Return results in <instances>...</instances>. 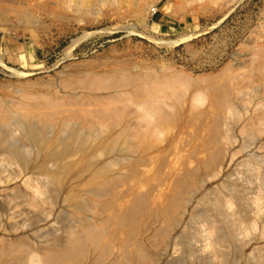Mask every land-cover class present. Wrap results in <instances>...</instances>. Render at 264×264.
<instances>
[{
	"label": "rangeland",
	"instance_id": "1",
	"mask_svg": "<svg viewBox=\"0 0 264 264\" xmlns=\"http://www.w3.org/2000/svg\"><path fill=\"white\" fill-rule=\"evenodd\" d=\"M78 1L0 0V121L7 111L42 119L0 123L2 138L35 161L22 169L0 141V264H264V133L242 132L264 109V92L254 90L264 77V0H100L89 13ZM141 83L157 87L150 105L138 97ZM61 120L97 125L103 139L136 133L129 152L119 141L97 157L115 166L94 200L73 176L55 189L39 172L55 167L25 127L52 125L56 138ZM200 179L170 234L189 184ZM225 183L240 195L221 190ZM72 187L81 213L65 197ZM215 193L224 199L220 213L240 219L232 235L217 229Z\"/></svg>",
	"mask_w": 264,
	"mask_h": 264
},
{
	"label": "bare ground",
	"instance_id": "2",
	"mask_svg": "<svg viewBox=\"0 0 264 264\" xmlns=\"http://www.w3.org/2000/svg\"><path fill=\"white\" fill-rule=\"evenodd\" d=\"M98 1H100V0H80V1H78V3L79 4H83V6L85 7V8H83V10L85 9L87 12H85V13H89V11L91 12V10H92V7H93V5L94 4H99V2ZM75 2V1H74ZM107 2V1H106ZM109 2V1H108ZM107 2V3H108ZM113 3V2H112ZM129 3H131V4H133V5H140L141 3H140V0H129ZM78 4V5H79ZM82 6V5H81ZM145 8H146V6H144ZM84 10V11H85ZM143 10V9H142ZM86 75V74H85ZM95 75V74H94ZM98 75V74H97ZM84 76V75H83ZM100 77V76H99ZM96 79V78H95ZM80 81V80H79ZM88 81V80H87ZM142 82V81H141ZM148 82V81H147ZM145 84H146V82H144ZM149 85H150V83H149ZM152 85V84H151ZM139 86V85H138ZM157 86V85H156ZM241 87V86H240ZM257 87V86H256ZM258 87L260 88V87H262V89H254L255 90V95H256V93H259V92H261V90H262V92H264V77L262 78V80H261V83L258 85ZM138 92L141 90L142 91V95H139V93H138V97L140 98V100H141V102L142 101H144V103H147V104H151V103H153V102H155V101H153L154 100V98H155V96H156V94H155V96H154V92L157 90V87H154V86H145V85H143L142 83H141V85L138 87ZM252 89V88H251ZM248 90V89H247ZM245 91V90H244ZM116 93V92H115ZM251 93V92H250ZM253 93V92H252ZM117 94V93H116ZM198 94V93H197ZM117 95H119V94H117ZM245 95V94H244ZM241 96H243L242 95V92H239L237 95H236V98L237 99H239ZM115 97V96H114ZM122 97V96H121ZM120 97V98H121ZM251 97V96H250ZM117 99V98H116ZM119 99V98H118ZM242 99V98H241ZM263 99V98H262ZM236 100V99H235ZM240 100V99H239ZM238 100V101H239ZM116 101V100H115ZM257 101V100H256ZM140 102V101H139ZM236 102V101H235ZM144 103H142V104H144ZM240 103V102H239ZM234 105V104H233ZM239 105V104H238ZM148 106V105H147ZM240 106V105H239ZM181 107V106H180ZM241 107V106H240ZM237 108V107H236ZM245 107H243V108H241V109H244ZM247 108V107H246ZM181 109V108H180ZM237 110V109H236ZM247 110V109H246ZM19 112V111H18ZM190 112V111H189ZM226 112L229 114V115H231L232 116V109H231V107L230 106H228V108H226ZM7 113H8V118L9 117H11V118H13V117H15L16 119H17V117L19 118H21V119H23V120H35V121H42V119L41 120H36L35 118H33V117H27V116H22L21 114H20V112L19 113H17V112H15V111H7ZM237 113H238V110H237ZM244 113V112H243ZM178 114V113H177ZM239 115V114H238ZM244 115H245V113H244ZM164 116V119H165V115H163ZM230 116V117H231ZM4 117V116H3ZM6 117V116H5ZM36 117V116H35ZM224 117V116H223ZM226 117H227V114H226ZM7 118V117H6ZM6 118H3L1 121H0V123H1V125L2 126H6V124H7V122L9 123H11L12 124V122L8 119L7 121H6ZM229 118V117H228ZM228 118H227V121H228ZM163 119V118H162ZM224 119H226V118H224ZM230 119V118H229ZM231 120H232V118H231ZM230 120V121H231ZM235 120V119H234ZM240 119H238V121H239ZM248 120V119H247ZM17 121H19V120H17ZM35 121H34V123H35ZM229 121V122H230ZM233 121V120H232ZM236 121V120H235ZM234 121V122H235ZM264 122V109H262V110H260L259 111V113H258V115L256 116V117H254V118H252L251 120L249 119V121H248V123L247 124H245V126L243 127V129H242V132L245 134V133H247V134H249V136H250V133H264V129H259V127H258V124H260V122ZM13 122H15L16 123V121H13ZM241 122V121H240ZM9 123V124H10ZM27 123V122H26ZM29 123V125H27L25 128V136H26V138L31 142V143H33L37 148H38V150L43 154V157H44V159L45 160H49V161H51V163H53L54 164V167L55 168H52L50 165H52V164H50L49 166H50V168H46L45 166H43V164H41V165H39L40 167H38V169H39V172H41L47 179H48V182L50 183V185L53 187V188H55V189H64L63 187L65 186V184H66V182H67V179H68V176H73V180L74 181H80V183H81V185L85 188V189H87L88 191H87V194H89L90 195V197L94 200V198H98V196H100L99 195V193L101 192H103V190H104V187H105V185L107 184V180H109V179H107L108 178V176H109V174L111 173V171H112V167H113V165L115 166V163H114V161H106L105 163H101V164H98L97 163V157L101 154V155H105V156H107L108 154H110V152L114 149H116L117 147H116V145H119V144H117L119 141H121V143L123 144V149H125V151L126 152H129V150L131 149V141H132V139L134 138V136L136 135V133H133V132H131L130 130H128V129H123V130H121L117 135H114V136H116V137H108V136H106V134H105V132L104 131H102V132H104V134H105V136L106 137H108V138H106V139H103L104 138V136L103 137H101L102 135H101V130H99V129H97L96 127H97V125H96V127H90V128H88V129H85L84 130V128L83 129H80V128H73L71 125H73V124H70V122L68 123V122H64L63 120H61V123L63 124L62 125V127H61V136H58V137H56V138H51V136H52V134L50 135L49 134V132L51 131L50 130V128H51V126L52 125H50V128H49V126H44L43 124H42V126L41 127H39L38 126V128H35L34 127V124H32L33 122L32 121H29L28 122ZM31 123V124H30ZM42 123V122H41ZM44 123V122H43ZM227 122L225 121L224 123H223V125L222 126H225L226 127V124ZM233 123V122H232ZM11 124H10V126H11ZM17 124V123H16ZM22 124V123H21ZM76 124V123H75ZM74 124V125H75ZM222 124V123H221ZM234 124V123H233ZM240 124V123H239ZM0 125V127L2 128V126ZM91 125V124H90ZM230 126H231V124H229ZM15 126V125H14ZM17 126V125H16ZM18 126H20V125H18ZM17 126V127H18ZM57 126V125H56ZM55 126V127H56ZM79 126V125H78ZM87 126V125H86ZM236 126H238V125H236ZM235 126V127H236ZM11 127H13V126H11ZM22 127V126H21ZM233 127V126H232ZM241 127V126H240ZM10 128V127H9ZM53 128V127H52ZM51 128V129H52ZM102 128V127H101ZM123 128V127H122ZM126 128V127H125ZM3 129V128H2ZM20 129V128H19ZM22 129H24L23 127H22ZM104 129V128H103ZM107 129V128H106ZM131 129V128H130ZM232 129H234V128H232ZM231 129V130H232ZM48 130H50V131H48ZM16 131V130H15ZM111 131H112V129H111ZM241 131V130H240ZM3 132V131H2ZM52 133L54 132V130H52L51 131ZM8 133H10V132H8ZM7 133V134H8ZM109 133H111V132H109ZM224 133H225V131H224ZM15 134V133H14ZM13 134V135H14ZM59 134H60V132H59ZM113 134V133H112ZM1 135V137H0V141H1V145L3 146V148H4V151L6 150L7 152H9V153H11V154H13L15 157H17V160H18V163H19V165H20V167L22 168V169H24V170H27V168L30 166V165H33V164H35L34 162H31V160H29L27 157H28V155H26L25 153H24V155H21V154H19L20 152L19 151H17L16 152V150H14L15 148H13L9 143H8V141H5L6 140V138H5V140L2 138V134H0ZM10 135V134H9ZM56 135V134H55ZM108 135V134H107ZM17 136H19V135H17ZM23 136V135H22ZM53 136H54V134H53ZM111 136V135H110ZM252 136V135H251ZM4 137H5V135H4ZM9 137V136H8ZM11 137V139L13 138L12 136H10ZM10 137H9V139H10ZM21 137V136H20ZM228 137V136H227ZM242 137H244V136H242ZM262 137V136H261ZM10 139V140H11ZM21 139V138H20ZM19 139V140H20ZM26 139V140H27ZM26 140L24 141V139H23V141L24 142H26ZM27 140V141H28ZM247 140V139H246ZM253 140V139H252ZM21 141H22V139H21ZM227 141H228V138H227ZM248 141V140H247ZM250 141V140H249ZM10 142V141H9ZM13 143V142H12ZM18 143V142H17ZM29 144V143H28ZM143 145V144H142ZM142 145H140V147L142 146ZM228 145V144H227ZM29 147H31L30 146V144L28 145ZM116 147V148H115ZM144 149H147V147H148V145H147V143L145 144L144 143V145L142 146ZM2 148V149H3ZM121 149H122V146L120 147ZM142 148V149H143ZM22 149V148H21ZM32 149H34V146L32 147ZM119 149V148H118ZM20 150V149H19ZM90 150V151H89ZM116 151V150H115ZM115 151H113V152H115ZM118 151V150H117ZM225 152H227V151H225ZM37 153V152H36ZM5 154H7V153H5ZM39 154V153H38ZM38 154H35V157L37 158V156L36 155H38ZM113 154V153H112ZM111 154V155H112ZM130 154V153H129ZM226 154V153H225ZM26 155V156H25ZM29 155H32V154H29ZM121 155V154H120ZM227 155V154H226ZM7 156L9 157V156H11V155H9V154H7ZM114 156V155H113ZM30 157V156H29ZM100 157H102V156H99V158ZM224 157V156H223ZM227 157V156H226ZM231 157V156H230ZM11 158V157H10ZM110 158V157H109ZM117 158V157H116ZM125 158V157H124ZM123 157H122V159H124ZM225 158V157H224ZM12 159H13V157H12ZM99 160V159H98ZM110 160V159H109ZM112 160V159H111ZM115 160V159H114ZM125 160H126V158H125ZM233 160H234V158H233ZM43 161V160H42ZM115 161H118V159H116ZM120 161H122L121 160V158H120ZM223 161H224V159H223ZM99 162V161H98ZM232 162H234V161H232ZM16 163V162H15ZM49 163V162H48ZM39 164V163H38ZM18 166V165H17ZM16 166V167H17ZM222 167V166H221ZM36 168H37V166H36ZM36 170V169H35ZM28 171V170H27ZM31 171V170H30ZM29 171V172H30ZM32 171H33V169H32ZM220 171V170H219ZM26 172V171H25ZM222 172V171H221ZM18 175V174H17ZM39 175V174H38ZM264 175V174H263ZM42 176V175H41ZM40 176V177H41ZM212 176V178H213V175H211ZM219 176V175H218ZM216 177V176H215ZM229 177V176H228ZM43 178V177H42ZM220 178V177H219ZM227 178V177H226ZM214 179V178H213ZM223 180H224V178H222ZM203 180V179H202ZM226 180V179H225ZM229 180V179H228ZM230 180H231V178H230ZM237 180V179H236ZM221 181V180H220ZM235 181V180H234ZM233 181V182H234ZM260 181V180H259ZM41 182V181H40ZM205 182V181H204ZM263 182V181H262ZM49 183H48V185H49ZM206 183V182H205ZM204 183V184H205ZM224 183V182H223ZM221 184V183H220ZM235 184V183H234ZM244 184V183H243ZM264 184V182L262 183V185ZM45 185H46V183H45ZM190 186H188V188H187V192H185V195H183V196H185V197H183V203H181V204H183L182 205V210H181V212L180 213H178V216L176 217V219L174 220V221H172L171 223H170V227H169V230L168 231H170V234H171V232H172V230L175 228V227H177L178 228V225H179V223H180V221H181V219H182V217H183V215H184V213H185V209H187L186 207L189 205V203L192 201V199L195 197V195L202 189V186H203V182L201 181V179L200 180H196L195 182L193 181L192 183H190L189 184ZM74 186V185H73ZM264 186V185H263ZM47 187V186H46ZM236 187V186H235ZM239 187V186H238ZM245 187V186H244ZM220 188V187H219ZM241 188V187H240ZM239 188V189H240ZM49 189V188H48ZM47 189V190H48ZM54 189V190H55ZM74 188L72 187V188H69L68 189V191L66 192V194H65V197H66V199L67 200H69V201H71L72 203H73V209L76 211V212H79V213H81V212H83L84 210H86V209H84V205L82 204V203H80V202H76V201H74V199H76V197H77V191H74L73 190ZM217 189V188H216ZM222 189H225L226 191L228 190L229 192H231V193H233V194H236V196H238V195H240V191L238 190V189H236V188H234V187H232V184H226L225 183V185L223 184V185H221V190ZM247 189V188H246ZM248 189H249V187H248ZM245 190V189H244ZM244 190H243V192H244ZM62 191V190H61ZM60 191V192H61ZM213 191V190H212ZM217 191V190H216ZM227 191V193L229 194V192ZM242 191V190H241ZM59 192V193H60ZM86 192V191H85ZM205 192H206V190H205ZM204 192V193H205ZM209 192V191H208ZM218 192V191H217ZM250 192V191H249ZM34 193V192H33ZM211 193V191L209 192V194ZM242 193V192H241ZM246 193V192H245ZM14 194V193H13ZM208 194V193H207ZM219 195H217L216 193H215V199H214V201L210 204L211 205V207L214 209V211H216L217 213H218V215L220 214V220H219V222H220V225H221V227H219V228H217L219 231H221V228L223 227L225 230H226V232H229V234L230 235H232V232H233V230L235 229V228H239V223H240V219H239V217H237V216H234V218H232L231 216H229V215H226L225 213H220V211H221V207L223 206V201L222 200H224L223 199V196L221 195V193H218ZM223 194V193H222ZM247 194H248V192H247ZM37 196H39V195H37ZM55 196V195H54ZM57 196V195H56ZM203 196V195H202ZM212 196V195H211ZM226 196V195H225ZM59 197V196H58ZM198 197V196H197ZM201 197V196H200ZM213 197V196H212ZM233 197V196H232ZM63 198H64V196H63ZM90 198V199H91ZM205 198H206V196L204 195L200 200H201V202L203 201H205ZM17 199V198H16ZM92 199H91V201H92ZM182 199V198H181ZM247 199V198H246ZM208 200V199H207ZM210 200V199H209ZM208 200V201H209ZM64 201H66V200H64ZM96 201V200H95ZM207 201V202H208ZM210 201H212V200H210ZM197 202H198V199H197ZM95 203V202H94ZM195 203V202H194ZM225 203V202H224ZM247 203V202H246ZM255 203V202H254ZM199 204V203H198ZM250 205V204H249ZM253 205V204H252ZM198 206V205H197ZM196 207V206H195ZM197 208V207H196ZM193 209V208H192ZM235 209V208H234ZM243 209V208H242ZM246 209V208H245ZM180 210V209H179ZM191 210V209H190ZM209 210V209H208ZM211 210V209H210ZM247 210V209H246ZM246 210H245V212H246ZM226 211V210H225ZM234 211V210H233ZM257 211V210H256ZM190 212V211H189ZM227 212V211H226ZM260 212V211H259ZM259 212H255L254 211V213H255V219L256 218H259L260 216H259ZM40 213V212H39ZM186 213H187V211H186ZM192 213V212H191ZM194 213H196V212H194ZM193 213V214H194ZM208 213V212H207ZM84 214V213H83ZM177 214V213H176ZM192 214V215H193ZM228 214H231V213H228ZM233 214V213H232ZM252 214V213H251ZM201 215V214H200ZM207 215V214H206ZM209 215H210V213H209ZM239 215H240V213H239ZM77 216V215H76ZM86 216V215H85ZM126 216V215H125ZM204 216H205V214H204ZM215 216V215H214ZM79 217H81V216H79ZM131 217V216H130ZM129 218V217H128ZM214 218V217H213ZM250 218V217H249ZM262 218V217H261ZM37 219V218H36ZM251 219V218H250ZM82 220V219H81ZM83 220H84V218H83ZM85 220H86V218H85ZM72 221H74V220H72ZM88 221V220H87ZM86 221V222H87ZM77 223V222H76ZM80 223V222H79ZM168 224V223H167ZM181 224V223H180ZM215 224V223H214ZM78 225V224H77ZM80 225V224H79ZM250 225V224H249ZM74 226V225H73ZM85 226H86V224H85ZM90 226V225H89ZM169 226V225H168ZM241 229V228H240ZM240 229H239V234H240ZM88 230V229H87ZM209 230V229H208ZM244 230V229H243ZM72 232V231H71ZM215 232V231H214ZM224 232V231H223ZM242 232V231H241ZM179 233V232H178ZM169 234V235H170ZM188 234H190V233H188ZM192 234H194V233H192ZM191 234V235H192ZM217 233L215 232V235H216ZM242 234V233H241ZM169 235H168V239H170L169 238ZM178 235V234H177ZM176 235V236H177ZM179 235H182V234H179ZM223 235H225V234H223ZM217 237H218V235H216ZM228 236V235H227ZM68 237V236H67ZM74 237V236H73ZM180 238H181V236H179ZM184 237V236H183ZM186 237V240H187V236H185ZM226 237V236H225ZM240 237V236H239ZM228 238H229V236H228ZM243 238V237H242ZM61 239V238H60ZM166 239H167V237H166ZM189 239V238H188ZM212 239V238H211ZM213 239H214V237H213ZM230 239H231V237H230ZM237 239V238H236ZM235 239V240H236ZM58 240V239H57ZM74 240V239H73ZM185 240V239H184ZM218 240V239H217ZM224 239L222 238V240L221 241H223ZM225 240H226V238H225ZM237 240H241V238L240 239H237ZM60 241V240H59ZM64 241V240H63ZM68 241V240H67ZM91 241V240H90ZM182 241V240H181ZM188 242H189V240H187ZM191 241V240H190ZM212 241V240H211ZM216 241V240H215ZM77 242V241H76ZM184 242H186V241H184ZM188 242H186V243H188ZM175 243V242H174ZM65 244H66V242H65ZM70 244V243H69ZM169 244V243H168ZM176 244V243H175ZM181 244V243H180ZM229 244V243H228ZM242 244V243H241ZM53 245V244H52ZM56 245V244H55ZM189 245V244H188ZM236 245H237V242H236ZM235 245V246H236ZM243 245V244H242ZM60 246V245H59ZM239 246V245H238ZM54 247V246H53ZM66 247V246H65ZM191 247H193V246H191ZM241 247V246H240ZM237 248V247H236ZM243 248V247H242ZM76 249H78V248H76ZM165 249V248H164ZM164 249L162 250V248L160 249V250H162V251H164ZM217 249V250H216ZM216 249H214V251H213V255H215L216 256V258L217 257H220V256H222V254L218 251V248H216ZM224 249V248H223ZM235 249V248H234ZM190 250V249H189ZM225 250V249H224ZM240 250V249H239ZM78 251H79V249H78ZM83 251V250H82ZM185 251H186V249H185ZM194 251V250H193ZM236 251V250H235ZM166 252V251H165ZM184 252V251H183ZM191 252V251H190ZM210 252V251H209ZM224 252H226V251H224ZM229 253H230V251H228ZM241 252H242V250H241ZM68 253H69V251H68ZM161 253V252H160ZM159 253V254H160ZM217 253H218V255H217ZM243 253V252H242ZM65 254V253H64ZM158 254V255H159ZM162 254H163V252H162ZM166 254V253H165ZM188 254V253H187ZM210 254V253H209ZM233 254H235L234 252H233ZM237 254V253H236ZM63 255V254H62ZM185 255V254H184ZM192 255V254H191ZM208 255V254H207ZM230 255V254H229ZM198 256V255H197ZM209 256V255H208ZM237 256V255H236ZM239 256V255H238ZM177 257V256H176ZM194 257V256H193ZM192 257V258H193ZM199 257H200V255H199ZM210 257V256H209ZM229 257V256H228ZM248 257V256H247ZM59 258V257H58ZM181 258V257H180ZM206 258V257H205ZM248 258H250V257H248ZM253 258H254V256H253ZM261 258V257H260ZM161 259V258H160ZM181 259H183V258H181ZM187 259V258H186ZM194 259H195V257H194ZM225 259V258H224ZM229 259V258H228ZM237 259H239V258H237ZM174 260H175V258H174ZM173 260V261H174ZM196 260H198V259H196ZM211 260V259H210ZM226 260V259H225ZM253 260H255V259H253ZM252 260V261H253ZM171 261V260H170ZM176 261V260H175ZM178 261V260H177ZM200 261V260H199ZM217 261H218V259H217ZM239 261V260H238ZM241 261H242V259H241ZM241 261H239V262H241ZM251 261V260H250ZM168 262V261H167ZM201 262V261H200ZM208 262V259L206 260V262L205 263H207ZM210 262V261H209ZM208 262V264H212V263H209ZM219 262V261H218ZM217 262V263H218ZM221 262H223V261H221ZM237 262V261H236ZM162 263V262H161ZM169 263V262H168ZM167 263V264H168ZM204 263V264H205ZM254 263H256V262H254ZM177 264V263H176ZM195 264H197V262L195 263ZM220 264V263H219ZM225 264H228V263H226L225 262ZM233 264H235V262H233ZM237 264H239V263H237ZM244 264V263H243ZM249 264V263H248Z\"/></svg>",
	"mask_w": 264,
	"mask_h": 264
},
{
	"label": "built area",
	"instance_id": "3",
	"mask_svg": "<svg viewBox=\"0 0 264 264\" xmlns=\"http://www.w3.org/2000/svg\"><path fill=\"white\" fill-rule=\"evenodd\" d=\"M153 11V10H152ZM156 13V10L155 11H153V15Z\"/></svg>",
	"mask_w": 264,
	"mask_h": 264
}]
</instances>
